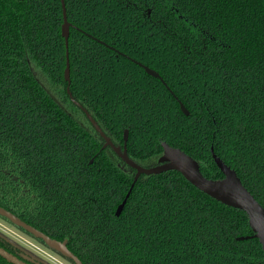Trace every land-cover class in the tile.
<instances>
[{
  "label": "trees",
  "instance_id": "1",
  "mask_svg": "<svg viewBox=\"0 0 264 264\" xmlns=\"http://www.w3.org/2000/svg\"><path fill=\"white\" fill-rule=\"evenodd\" d=\"M64 2L68 48L62 0H0V207L83 264H264L248 215L177 171L141 175L117 216L136 170L68 93L138 165L166 142L220 180L213 148L264 207V0Z\"/></svg>",
  "mask_w": 264,
  "mask_h": 264
},
{
  "label": "water",
  "instance_id": "2",
  "mask_svg": "<svg viewBox=\"0 0 264 264\" xmlns=\"http://www.w3.org/2000/svg\"><path fill=\"white\" fill-rule=\"evenodd\" d=\"M62 5L64 9V24L62 26V35L66 41V46L68 48L71 24L68 22L67 19L64 0H62ZM138 64L144 68L147 74L162 81V78L158 72L154 71L153 69H150L149 67L142 65L139 62ZM65 79L70 85L71 71H70V60H69L68 51H67V65L65 69ZM165 86L168 88L166 84ZM170 92L172 93V91ZM68 93L71 96L74 103L77 104L83 110L87 119L91 122L97 133L105 141L104 148L111 147L112 150L117 154V156L120 159H122L128 166L136 170L134 183L130 191L126 195L125 199L123 200V202L119 205L116 212L117 216L121 215L127 203V200L132 192V189L141 175L150 176V175H158L168 171H177L180 174H182L184 178L187 181H189L193 186H195L197 189L204 192L208 196L212 197L213 199L223 203L226 206H230L232 208L244 211L249 217V224L254 235L252 237H241L239 240H245L248 238L258 239L262 246V250L264 252V207L256 200V198L252 195V193L243 185L236 171L233 170L228 165H226L214 153L213 148L211 149L212 157L217 167L224 175V178L220 180H212L206 178L201 172L200 164L194 158H192L191 156H189L179 148L171 147L166 142L162 143L163 155L159 159L158 165L151 168H144L138 165L137 163H135L134 161H132L128 156L127 142H128L129 134L127 130L124 132V146L123 147L116 146L112 142V140L104 133L102 128L94 120V118L91 116L88 110H86L84 107H82L78 102L74 100L70 92V88H68ZM178 102L180 104V108L182 112L186 116H188L189 111L182 104V102H180L179 100ZM0 216L7 218L14 226L23 229L28 234L32 235L35 239L41 240L50 250L60 254L62 257L66 259L73 261L74 264H83L82 261L69 250L68 240L58 241L56 239H52L46 234L39 231L38 229L22 221L16 215L5 210L2 207H0ZM18 248L24 251L20 247ZM24 252L30 255L26 251ZM0 257L6 260L10 264H30L27 262V260L32 261V259H28V258H25L27 259L26 261L22 260L2 247H0ZM33 260L46 264L44 261L36 258H34Z\"/></svg>",
  "mask_w": 264,
  "mask_h": 264
},
{
  "label": "rangeland",
  "instance_id": "3",
  "mask_svg": "<svg viewBox=\"0 0 264 264\" xmlns=\"http://www.w3.org/2000/svg\"><path fill=\"white\" fill-rule=\"evenodd\" d=\"M0 235L9 242L20 247L33 258L44 261L46 264H69L59 255L53 253L42 245L38 244L28 235L16 229L13 225L0 219Z\"/></svg>",
  "mask_w": 264,
  "mask_h": 264
},
{
  "label": "flooded vegetation",
  "instance_id": "4",
  "mask_svg": "<svg viewBox=\"0 0 264 264\" xmlns=\"http://www.w3.org/2000/svg\"><path fill=\"white\" fill-rule=\"evenodd\" d=\"M1 236V235H0ZM2 237V236H1ZM4 238V237H3ZM7 240V239H6ZM0 247H2V248H4L5 250H7L8 251V249H7V247L5 246V242L3 241L2 242V244H0ZM9 252V251H8ZM26 255V254H25ZM28 255V254H27ZM29 257H31L30 255H29ZM31 259H34L33 257H31ZM31 264V263H30Z\"/></svg>",
  "mask_w": 264,
  "mask_h": 264
}]
</instances>
